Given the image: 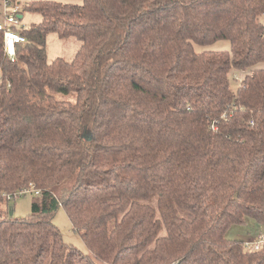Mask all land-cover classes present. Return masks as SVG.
<instances>
[{"label":"trees","instance_id":"16d2710c","mask_svg":"<svg viewBox=\"0 0 264 264\" xmlns=\"http://www.w3.org/2000/svg\"><path fill=\"white\" fill-rule=\"evenodd\" d=\"M26 11L42 20L18 29L14 60L0 30V201L40 193L30 216L2 212L0 264H264V245L226 235L264 224V0ZM49 34L77 38L75 56L50 60ZM59 207L88 254L64 241Z\"/></svg>","mask_w":264,"mask_h":264},{"label":"rangeland","instance_id":"374dc122","mask_svg":"<svg viewBox=\"0 0 264 264\" xmlns=\"http://www.w3.org/2000/svg\"><path fill=\"white\" fill-rule=\"evenodd\" d=\"M33 0H14V2H20L19 5H23L26 2H30ZM61 2H77L80 3L81 0H56ZM2 5H5L4 0H2ZM5 7V6H4ZM5 9L2 14L4 16ZM22 15V14H21ZM24 18L21 19V26L28 27L33 22H40L42 20V15L36 12H24ZM264 15V14H263ZM48 53L49 59L52 60L56 57H64L65 59L71 60L75 54L77 53L81 42L75 37H69L65 39L59 38L56 34L48 35ZM230 46V42L223 40L216 42L215 44L210 45L209 49L212 50H221L228 49ZM198 50H201V47H196ZM246 72H234L231 76V84L233 89H237L240 82L243 80ZM71 183V182H70ZM37 195L35 193H27L23 195H19L11 198L8 201H0V217L2 216V212H7V209L10 212H13L15 217H28L31 215V207L34 199H36ZM53 222L55 225L61 230L64 241L73 245L80 251L85 254L89 253V249L84 242L82 234L78 232L67 213V211L63 207H59L56 213L53 216ZM264 234V224L259 223L253 218H246V221L242 224H232L227 230V237L230 239H242L247 240L249 238L256 237L258 235Z\"/></svg>","mask_w":264,"mask_h":264},{"label":"built area","instance_id":"2783aa9c","mask_svg":"<svg viewBox=\"0 0 264 264\" xmlns=\"http://www.w3.org/2000/svg\"><path fill=\"white\" fill-rule=\"evenodd\" d=\"M4 2L5 13L4 19L0 21V30L4 33V51L8 57L14 60L17 52V44L25 42L26 37L18 31V29L23 27L20 25V5L17 2H13V0H4ZM32 192L39 194L40 190L37 189L34 184H31L28 187L21 188L14 194H9L8 197L11 199L13 197ZM263 245L264 234L244 240V247L246 250H259Z\"/></svg>","mask_w":264,"mask_h":264},{"label":"crops","instance_id":"0c3cea01","mask_svg":"<svg viewBox=\"0 0 264 264\" xmlns=\"http://www.w3.org/2000/svg\"><path fill=\"white\" fill-rule=\"evenodd\" d=\"M20 3V2H19ZM3 10H4V6L2 5V0H0V21H2L3 19H4V16H3V14H2V12H3ZM24 14H22V18H24ZM262 66L264 67V64H262Z\"/></svg>","mask_w":264,"mask_h":264},{"label":"water","instance_id":"95a60500","mask_svg":"<svg viewBox=\"0 0 264 264\" xmlns=\"http://www.w3.org/2000/svg\"><path fill=\"white\" fill-rule=\"evenodd\" d=\"M20 18H22V15H20Z\"/></svg>","mask_w":264,"mask_h":264}]
</instances>
